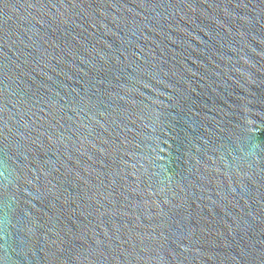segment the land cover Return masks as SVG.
<instances>
[{"label": "water", "instance_id": "water-1", "mask_svg": "<svg viewBox=\"0 0 264 264\" xmlns=\"http://www.w3.org/2000/svg\"><path fill=\"white\" fill-rule=\"evenodd\" d=\"M0 264H264V0H0Z\"/></svg>", "mask_w": 264, "mask_h": 264}]
</instances>
